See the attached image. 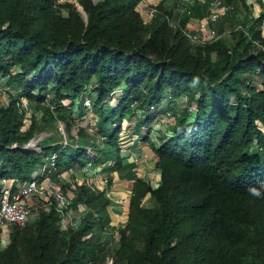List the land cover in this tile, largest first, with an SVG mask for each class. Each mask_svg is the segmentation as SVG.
Wrapping results in <instances>:
<instances>
[{
    "label": "trees",
    "instance_id": "16d2710c",
    "mask_svg": "<svg viewBox=\"0 0 264 264\" xmlns=\"http://www.w3.org/2000/svg\"><path fill=\"white\" fill-rule=\"evenodd\" d=\"M139 1L78 0L83 15L70 2L64 14L57 0H0V77L18 93L0 104V177L28 180L56 153L51 176L109 162L134 178L124 223H111L104 190L82 182L70 203L80 221L62 228L52 196L25 226L12 225L0 264H104L109 255L112 264H264V11L253 17L239 0H222L220 37L194 44L183 29L204 18L212 0L173 9L174 25L160 12L144 21ZM49 91L55 109L44 106ZM20 97L42 108L26 129ZM87 99L96 132L74 133L70 119L75 108L83 117ZM168 113L173 121L157 128L161 182L153 187L119 151L132 125L140 132L146 123L148 138ZM59 119L65 140L44 136L25 146ZM109 233L117 237L112 250Z\"/></svg>",
    "mask_w": 264,
    "mask_h": 264
},
{
    "label": "rangeland",
    "instance_id": "374dc122",
    "mask_svg": "<svg viewBox=\"0 0 264 264\" xmlns=\"http://www.w3.org/2000/svg\"><path fill=\"white\" fill-rule=\"evenodd\" d=\"M193 1L194 0H140L137 8L142 18L148 22L158 12L162 13L164 16L166 15L167 17L168 16L170 17L169 12L175 9L176 12L180 14ZM67 2L75 4L76 7L83 13V15H86L83 7L78 3V0H57V4L59 5L60 9L62 10L64 14H67V11H68L67 6L65 5V3ZM216 4L225 7V3L222 0H212L209 7L212 8ZM239 4L243 11L247 9L248 11H250L253 17H257L262 11H264V0H239ZM178 17L179 16L175 18L170 17L169 22L173 25L178 24ZM196 20L197 18L195 17L190 18L187 21L185 28H193V31H194V29H196V26L192 27L191 21H193L196 25L197 23ZM188 23H189V27H187ZM219 23L220 21L215 22L214 26L217 27ZM226 28H227L226 34H231L230 31L233 29V27L227 25ZM261 29H262V32L264 33V19L261 24ZM194 44H199V43H194ZM6 79H7L6 77H0V104H6V103L8 104L10 103L11 99L14 96L15 97L18 96L17 91H15L12 88V86L6 82ZM53 96L54 95L51 91L47 93V101L44 106H50L52 109H55L53 105L54 104L53 100L51 102V98ZM19 101H20L21 110L24 115V126L26 128H29L32 125L34 116L39 118V120L41 119L42 108L39 106H36L37 103H35L34 100H29L26 97H20ZM176 101H175V105H179L180 109L186 106V101L184 97ZM114 103H116V97H113L109 100V104H114ZM64 104L67 105L68 102L65 101ZM85 105H86V108L84 111L86 113L83 115V117L79 118L78 113H77V108H75L76 112H74V119L73 121L72 119H70L71 122L74 123L75 125V127L73 128V132L75 133L76 129L78 130V126H82L90 134H95L96 132V127L94 125L95 114L91 111V104L88 99L86 100ZM132 119L134 120V117ZM128 124L129 122L127 120H123V126H127ZM145 124L146 123H140L139 125L140 135L142 137L145 134L144 132L146 129ZM161 133H163L161 129L157 130L153 128V130L149 132L148 138L152 142L156 143L158 140V135ZM51 135L54 136L59 141L62 139L65 140L67 138V134L65 130V123L59 119L53 125L46 126L44 130L37 131L34 138L39 140L43 138L44 136H51ZM89 167L90 166L87 164L86 168H88V170L84 171L82 170V167H80L79 165H74L72 167V171H69L68 174L67 172H65V175H63L62 173V175H58L56 177L51 176L50 179L48 180V182L50 183V189L57 190L59 192L65 191L64 194L66 196H69L70 199H72V197L74 196L75 187L82 182H86L87 184H90L94 188L102 190L101 189L102 185H99L97 180L95 179L92 180L91 179L92 176L91 177L89 176L88 172L90 171L94 172L90 170ZM79 168L81 169V171L79 170ZM107 179L109 183H112V177L108 175ZM104 192H105V195L109 197L105 189H104ZM34 201H35V204L33 205V209H32V218H34L38 214L41 208L45 207V204L52 203V202H49V201H52V196H50L48 194V191L45 189L41 193L40 196L34 199ZM123 202L125 203V201ZM148 205H151V203L149 202ZM67 212L70 214L71 218H73L72 220L73 223H78L80 221L82 212L77 211L71 204H68ZM124 222L125 220L121 222V224ZM11 228H12V225L10 226V229ZM107 238L109 240L108 245L112 250L116 246L117 237L109 233ZM0 241H1L2 246L6 245L10 241V235L7 237L6 241H3L1 238H0ZM104 264H112L111 255L107 256Z\"/></svg>",
    "mask_w": 264,
    "mask_h": 264
},
{
    "label": "built area",
    "instance_id": "2783aa9c",
    "mask_svg": "<svg viewBox=\"0 0 264 264\" xmlns=\"http://www.w3.org/2000/svg\"><path fill=\"white\" fill-rule=\"evenodd\" d=\"M224 12V6L218 4L214 5L204 18L196 20V25L191 21L192 27L196 26L194 31L193 28L183 29L185 35L194 43H205L219 38L220 34L214 26V23L218 21ZM189 23L187 27H189ZM190 109H194V106H190ZM172 121L173 116L168 113L156 123L155 129L159 127L165 130L166 126ZM22 128H26L24 124ZM39 140L31 139L25 146L38 147L37 143ZM56 158V153L46 155L43 162L36 167L32 173V177L28 180L0 177V238L3 241H6L7 237L10 235L11 225L23 227L28 223L32 218V209L35 204L34 199L40 196L45 189L48 191V194L54 196L57 201V210L60 214L61 227L67 228L77 224L72 222L73 218H71L70 214L67 212L68 204H70L71 201L69 196L57 190L50 189L48 180L51 177V173L57 168ZM87 164L90 166L89 169L93 166L92 163ZM86 165L82 167V170H88ZM70 171H72V168ZM49 205V203L45 204V208H48ZM83 208L84 205H79V209Z\"/></svg>",
    "mask_w": 264,
    "mask_h": 264
},
{
    "label": "crops",
    "instance_id": "0c3cea01",
    "mask_svg": "<svg viewBox=\"0 0 264 264\" xmlns=\"http://www.w3.org/2000/svg\"><path fill=\"white\" fill-rule=\"evenodd\" d=\"M131 141L121 147L119 154L121 156L122 164L130 163L134 176L142 177L149 181L153 187H156L161 182L160 169L156 166V156L154 152V145L156 143L149 140V138L140 135V132L134 130L132 125ZM146 130V129H145ZM95 163L91 166L88 172L91 179L98 181L101 189L106 191L109 195L110 205L109 212L111 216V223L119 225L126 220L128 214L129 200L132 192L134 178L125 177L126 170L124 168L116 169L109 168L111 163ZM101 166V168H100ZM81 171V169L79 168ZM68 174V172H67ZM65 175V173H63ZM112 177V183L108 182L107 176ZM99 178V179H98ZM120 200V201H118ZM125 201V203L123 201ZM150 195L144 199V204L148 205Z\"/></svg>",
    "mask_w": 264,
    "mask_h": 264
},
{
    "label": "clouds",
    "instance_id": "9594fccd",
    "mask_svg": "<svg viewBox=\"0 0 264 264\" xmlns=\"http://www.w3.org/2000/svg\"><path fill=\"white\" fill-rule=\"evenodd\" d=\"M250 190H251V191H252V193H253V194H255V195H261V192H260V190H259V189H257V188H255V187L251 188Z\"/></svg>",
    "mask_w": 264,
    "mask_h": 264
},
{
    "label": "water",
    "instance_id": "95a60500",
    "mask_svg": "<svg viewBox=\"0 0 264 264\" xmlns=\"http://www.w3.org/2000/svg\"><path fill=\"white\" fill-rule=\"evenodd\" d=\"M35 139H36V138H34V137L32 138V140H35Z\"/></svg>",
    "mask_w": 264,
    "mask_h": 264
}]
</instances>
